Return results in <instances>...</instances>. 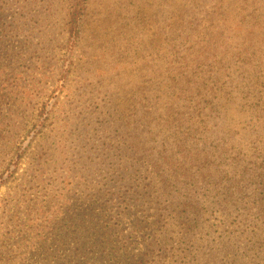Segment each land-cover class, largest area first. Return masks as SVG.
I'll use <instances>...</instances> for the list:
<instances>
[{"label":"trees","instance_id":"1","mask_svg":"<svg viewBox=\"0 0 264 264\" xmlns=\"http://www.w3.org/2000/svg\"><path fill=\"white\" fill-rule=\"evenodd\" d=\"M93 2L40 0L37 7L53 26L62 20L67 48L74 44L75 50ZM180 2L181 10L169 19L165 13L171 0H125L116 11L109 43L118 36L127 39L118 60L123 65L105 69L101 79L95 76L101 88L111 83L114 92L107 89L105 109L86 125L87 137L76 136L68 161L48 158L69 142L68 137L59 143L48 136L55 133L58 111L69 117L80 108L79 95H63L67 77L59 81L53 98L36 109L29 139L43 140L47 149L23 171L21 164L33 146L17 137L19 113L0 119V190L13 177L0 197V220L7 213L16 220L22 211L60 217L68 227L62 231L65 249L58 264H264V127L250 125L243 135L232 129L228 136L220 135L214 115L219 99L233 102L239 91L245 100L257 90L264 94V86L253 87L255 80L264 79V0ZM59 3L62 13L56 15ZM0 7L1 22L6 10ZM14 23L3 25L19 30ZM142 31L145 36L137 39L136 32ZM19 59L0 40V94L13 90L22 101L29 98L22 74L40 70L34 66L41 56L21 69ZM35 75L36 97L46 80L40 71ZM31 103L36 104L30 98L18 105L25 112ZM114 105L115 116L128 124L114 122L112 129H103L108 115L112 117L108 107ZM260 105L258 97L244 112L259 119L255 111ZM75 131L63 130L66 136ZM90 144V154L83 155ZM45 166L49 168L42 171ZM90 166L92 172L87 171ZM101 170L110 174L105 182L95 181ZM38 198L49 202L42 206L34 202ZM54 200L63 202L61 212ZM16 227L1 223L0 244ZM52 231L48 233L54 237ZM8 252L13 259L15 251ZM5 257L0 254V263H8Z\"/></svg>","mask_w":264,"mask_h":264},{"label":"rangeland","instance_id":"2","mask_svg":"<svg viewBox=\"0 0 264 264\" xmlns=\"http://www.w3.org/2000/svg\"><path fill=\"white\" fill-rule=\"evenodd\" d=\"M39 1L40 0H31L30 2L24 3L22 1L10 2L9 0H0V6L2 5L6 10L4 18L0 22V40L7 42V46L12 48L14 54L20 56V59L16 64L22 62L20 64L21 69L23 65L28 63L33 65L36 57L38 55L41 56V60L35 64L36 66H34L38 67L40 70L34 68L32 71H27L22 74L23 81L21 85L28 91L27 96H29V98L27 100H18L16 94H13V90H9L8 96H4L7 94H0V119L6 117L7 114H10L11 112L19 113V116H17L18 118L15 121H17L16 123H19L20 118L22 121L21 127L17 130V137L24 140L23 142H25V144L33 146V149L26 155V160L21 164V171L28 168V166L33 164L35 160L38 161L39 156L42 154L41 151L47 149L46 146V149L43 150V147L45 146L43 140H40L39 143H37L36 140L29 139L33 132L29 135L30 132L28 131L33 128L32 123L36 121L37 107L43 102H47L53 98V92L63 77H67V83L66 87L63 89V95H79V99L81 100L79 103L80 108L75 111L77 112V115L74 112L73 115H70L69 117L66 115H60L61 111H58L57 116L54 118L55 133L48 136L55 137L54 139L58 140L59 143L64 142L63 137H68L69 142H65L67 146L59 148L48 158L60 163L61 161H65V158L66 161L71 158L75 152L73 148L77 145L78 139L76 136H79L81 140L83 137H87L89 133L86 125L92 118L99 115L102 109H105V99L108 98L105 95L108 93L107 89L111 87L112 84L110 83L107 87L101 88L97 84V81L99 78H102V74L109 67L119 68L123 65L124 60H118L122 51H124V47L121 45H124L127 42L126 38L122 40L121 37L118 36L114 43H109L110 37L113 34L110 25L114 18L117 17L116 11L121 5H125V0H94L92 16L89 18L90 21L88 20L85 23L84 32H82L80 41L75 50L74 44L71 50L67 48L69 44V35L64 31V28L61 29L62 24L64 25L62 20L57 19V21H54L56 25L53 26L51 24V19L50 21L47 19L49 15H42L40 17V15L43 14V11H39V8L37 7ZM140 1L141 0H138V4H140ZM180 1L182 0H171V5L167 7L165 13L166 18L169 19L178 14L182 5H184ZM55 3L58 2L56 1ZM61 6V3H59V5H54V10L57 12L56 15L62 13L60 9ZM161 11L162 9H158L159 13H161ZM38 17L40 21H30L31 19H36ZM14 19L15 26L13 27H17L19 30L8 27V23L3 25L4 21L13 22ZM142 23L143 21H140L135 26L141 25ZM122 30L124 31L125 28L123 27ZM58 32H62L63 34L58 35ZM136 33L137 39L145 36L143 31ZM108 46L111 48V53L108 51ZM71 51L73 52L71 53ZM124 57H129V60H134L133 54H126ZM87 64L89 68H86ZM69 67L74 69V71L70 72ZM63 69H66L68 72L66 71L64 74ZM76 70L79 71L76 72ZM39 71L42 72V76L44 80H46V85H44V92L35 97L33 95V78L38 77L35 74ZM96 75L99 76L98 79L95 78ZM37 80L38 78L36 81ZM253 80L254 79L249 83ZM1 82L2 81H0V83ZM255 82H257V84H254L253 87L258 86L259 90L261 89V85L264 86V79H259L258 81L255 80ZM246 86H243L242 90ZM113 92L114 87H111L109 93ZM262 92L263 91L257 90L248 100L243 99V95L240 91L236 98L235 94L232 95L233 102L231 100L228 101L226 98L219 99V109L214 115L217 117L216 121L219 120L218 126L221 127L220 135L227 133L228 136L229 132L227 131H229V129H232L231 133L238 132L240 135H243L245 131L251 129L250 125H254L255 129H258L257 127L259 125L264 127V94H262ZM258 97L261 99V105L257 108L258 110L255 111V113L258 114L260 112V118L256 119L255 115L250 117L249 113L244 112V110H247V105L254 104ZM30 98L31 100L34 99L36 104L33 105L31 103L30 106H28V109L25 112H22L25 107L23 106L22 108H19L18 104L22 106L27 103ZM61 99L63 100L62 97ZM115 99L116 98L113 100L115 101ZM111 100L112 99H110V101ZM66 105V103L62 104V106ZM115 105L108 107L109 114L111 113L112 117H109L108 115L107 120L101 126L103 129H112L114 122L117 125L128 124V120L125 118H118V115L117 117L115 116ZM244 105H246L245 108ZM96 106L99 107L97 111L90 112L91 109ZM123 110L124 108L120 106V114L123 113ZM87 111L91 114H87ZM61 118H65V120L62 124H59ZM67 124L68 126H66ZM223 126L226 127L224 130L222 129ZM64 129L68 131L76 130L74 136H66V133L63 132ZM3 131L4 126L0 121V133ZM213 131H215V129L210 131L209 134ZM40 136L41 135H38L36 138H39ZM90 147L91 144L84 150L83 155L90 154ZM78 149H80V146H78ZM26 150H28V148ZM85 151L87 152L85 153ZM48 168L49 166L42 167V171ZM93 170L94 168L90 166L87 171L92 172ZM109 175L110 174L104 173V171L101 170L99 174L95 175V181L105 182L104 177H109ZM12 180L13 177L5 185H13ZM7 186H3L0 190V197L7 192ZM54 201L57 203V208L61 212L63 202L57 200ZM34 202L37 204L40 203L44 206L45 203L49 201L38 198L34 200ZM35 208L39 207L36 205ZM1 223L5 226L10 224L17 227L15 233L8 237L7 241L3 242L5 243V246L1 248L3 243L0 244V254H5L7 256L5 257V260L8 262L0 264H58L61 262L62 252L65 249L61 241L63 237L62 231L68 226H65L60 217L47 212L22 211L18 214V219L16 220H12L11 216L7 213L2 222L0 220V227ZM51 229H54L51 233L54 237L48 233ZM56 234L57 236H55ZM22 236H24L26 240L23 239ZM8 250L15 251V257L13 259H8L10 256Z\"/></svg>","mask_w":264,"mask_h":264}]
</instances>
